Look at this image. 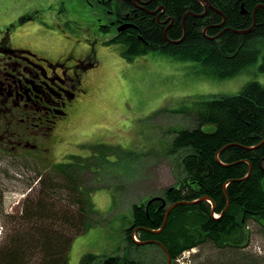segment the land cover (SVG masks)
Returning <instances> with one entry per match:
<instances>
[{
    "label": "trees",
    "instance_id": "trees-1",
    "mask_svg": "<svg viewBox=\"0 0 264 264\" xmlns=\"http://www.w3.org/2000/svg\"><path fill=\"white\" fill-rule=\"evenodd\" d=\"M205 2L222 11L228 25L235 30L249 28L254 5L264 4V0H154L148 8L164 5L174 19L168 31L172 40L183 37L184 17L191 12L185 20V39L179 44L167 42L162 28L147 13H142L144 19L135 21L138 29L121 33L113 42L124 45L122 54L127 60L149 52H162L177 60L200 64L199 74L204 77L217 80L235 77L257 62L264 47V8L258 9V25L251 33L241 35L230 30L218 40H210L207 36H215L218 31H208L207 36L203 34L207 19L214 22L223 17L211 9L204 18L197 17L203 12ZM242 3L248 11L245 16L240 13ZM138 35L145 42L139 40ZM260 71L264 73V56ZM193 102L192 107L161 108L148 118L174 115L182 117L180 124L188 118L189 122L182 125L190 126L189 119L194 116L192 127L178 130L170 126L169 131L166 130L170 139L160 141L162 150L159 153L171 159L176 185L167 188L156 200L133 203L132 223L126 230L123 255L90 253L82 257L81 264L142 263L141 256L144 254L148 258L154 247L163 250L149 242L151 240L161 242L173 260L186 250L212 244L233 253L241 261L234 263L229 259L221 264H264V260H253L240 251L251 239L247 229L250 220L264 228V84L251 82L238 94L218 98L204 96ZM207 125L215 129L205 130ZM93 148L92 161L74 156L72 161L54 164L47 175H41L40 201L31 202L35 196H30L23 206V219L32 229L13 236L6 246H0V264H70L74 239L104 223L103 215L92 202L95 189L83 183L85 172H97L108 163L112 168L111 157L118 162V155L132 153L103 143ZM59 192L61 195H57ZM49 193L57 195L58 200L65 201L68 206L56 209L55 203L47 201ZM203 197L214 203V213L207 200L193 205L181 204L172 210L161 233L151 232L161 228L169 205ZM228 199L230 206L224 212ZM94 215L100 218L97 222ZM58 226L63 229L55 231L60 229ZM135 231L138 242L133 238ZM225 255L223 252L220 258ZM164 257L166 261V255ZM209 261L204 264H210Z\"/></svg>",
    "mask_w": 264,
    "mask_h": 264
},
{
    "label": "rangeland",
    "instance_id": "rangeland-1",
    "mask_svg": "<svg viewBox=\"0 0 264 264\" xmlns=\"http://www.w3.org/2000/svg\"><path fill=\"white\" fill-rule=\"evenodd\" d=\"M50 8L59 18L58 24L48 20L50 22L44 26L58 28L60 25L64 29L62 32L67 33L70 52H64L61 46L57 50H46L45 54L48 57L51 54L70 55L72 62L90 54L97 64L88 70L90 73L85 76V84L81 87L84 88L82 95H85V100L54 131L58 143L54 144L55 152L48 161L38 163L23 159L22 162L29 164L18 166V161L6 159L8 156L0 152V157L4 158H0V246H6L13 236L32 229L23 219V206L30 186L35 188V197L31 202L41 199V184L40 181V185L37 183L39 172L45 176L54 163L72 161L73 155L87 156L92 161L93 147L100 143L119 146L132 154L118 155V162L111 157L112 168L108 163L97 172L86 171L83 177L86 187L95 190L104 187L93 193L92 202L105 221L74 239L70 264H81L82 257L90 253L99 256L123 255L126 230L132 223L133 203L146 202L176 185L171 159L165 153H159L162 150L160 141L170 139L166 132L169 125L178 130L192 127L194 116L189 119L191 126L182 125L189 122L188 118L180 124L177 116L160 114L153 120H148V117L164 107L169 110L192 107L193 101L199 97L218 98L238 94L251 82L264 84V73L260 71L264 47L256 63L235 77L217 80L201 77L200 64L192 61L177 60L162 52H150L129 61L121 54L123 45H105L104 42L112 38L116 31L105 33L102 30L101 26L108 22V15L100 0H0V29L17 22L24 13L38 10L40 14L43 9L51 13ZM38 22L42 25L41 21ZM28 23L30 21L18 28L22 29ZM27 29L38 30L33 25ZM42 36L55 40L59 33L43 32ZM204 129L215 128L207 125ZM136 156L141 157L136 159ZM57 195L49 193L48 203H55L56 209H65L67 203L58 200ZM99 219L98 215H94L95 222ZM58 227L60 229L54 230L63 229ZM247 229L251 239L248 246L240 251L253 260L263 261L264 228L255 220H250ZM223 252L226 255L220 258ZM232 254L206 244L196 250L192 264H204L208 260H211L210 264H221L229 259L234 263L241 262ZM149 256L150 262L164 264L163 252L158 248H153Z\"/></svg>",
    "mask_w": 264,
    "mask_h": 264
},
{
    "label": "flooded vegetation",
    "instance_id": "flooded-vegetation-1",
    "mask_svg": "<svg viewBox=\"0 0 264 264\" xmlns=\"http://www.w3.org/2000/svg\"><path fill=\"white\" fill-rule=\"evenodd\" d=\"M100 2L105 6L108 15V22L101 26L102 30L105 33L116 31L108 41L115 40L121 33L138 29L135 21L139 18L144 19L142 13L152 17V20L162 28L164 37L165 31L168 29V34L174 23L164 5L148 8L154 0H100ZM203 7V12L196 15L197 17L204 18L209 9L223 17L220 21L214 22L208 18L203 28L205 36L208 31H218L215 36H207L210 40H218L230 30L238 33L250 29L248 32L238 34L251 33L258 25L257 11L264 8V4L254 5L252 25L245 30L232 29L228 25L227 16L210 3L205 2ZM50 11L51 13H48L43 9L40 10V14L38 10L24 13L20 16L21 22L25 24L30 21L27 27L33 25L36 28L40 26L38 21L43 25L50 22L48 20L58 24L59 18L52 8ZM240 13L244 16L248 13L244 3L241 5ZM127 24L130 26L123 27ZM183 24V35L186 37L187 27L185 22ZM12 28L8 27L3 33L0 32V152L8 156L6 159L18 161L20 166L21 163L28 164L22 162L23 159L34 161L46 159L55 149L54 144L58 140L54 137V131L84 101L82 96L84 88L81 87L84 86L85 76L89 72L88 58L91 59L92 56L88 54L85 58L73 62L70 55L51 54L48 57L45 54L46 50H57L61 46L64 52L69 53L68 39L61 43L54 40L46 43L39 39L41 34L38 30L20 32L13 37ZM138 38L142 40L140 35Z\"/></svg>",
    "mask_w": 264,
    "mask_h": 264
},
{
    "label": "water",
    "instance_id": "water-1",
    "mask_svg": "<svg viewBox=\"0 0 264 264\" xmlns=\"http://www.w3.org/2000/svg\"><path fill=\"white\" fill-rule=\"evenodd\" d=\"M126 26H129V25H125V26H123V27H126ZM122 28V27H121ZM168 30V29H167ZM167 30L165 31V36H166V39H168V37H167ZM250 30V29H249ZM249 30H247V31H238V33H241V32H243V33H245V32H248ZM184 37H185V35H184ZM184 39V38H183ZM183 39L182 40H180V41H170V42H174V43H179V42H181V41H183ZM264 143V142H263ZM260 146V145H259ZM251 171H252V167L250 166V173H251ZM202 200H209L208 199V197H204V198H202L200 201H202ZM200 201H192V202H179V203H175V204H173V205H171L168 209H167V213H166V216H165V220H164V222H163V224H162V227L159 229V230H157V231H152V232H154V233H159V232H161L164 228H165V226H166V224H167V221H168V216H169V214H170V212L176 207V206H178V205H181V204H196V203H198V202H200ZM213 206H214V203H213ZM229 206H230V202H229V199H228V205H227V207H226V209L224 210V212L229 208ZM214 210L215 209H213V213H214ZM164 250H165V252L167 253V255H168V262H167V264H171V262H172V259H171V257H170V255L168 254V250L166 249V248H164Z\"/></svg>",
    "mask_w": 264,
    "mask_h": 264
},
{
    "label": "bare ground",
    "instance_id": "bare-ground-1",
    "mask_svg": "<svg viewBox=\"0 0 264 264\" xmlns=\"http://www.w3.org/2000/svg\"><path fill=\"white\" fill-rule=\"evenodd\" d=\"M217 216H218V215H217ZM217 216H216V217H217Z\"/></svg>",
    "mask_w": 264,
    "mask_h": 264
}]
</instances>
